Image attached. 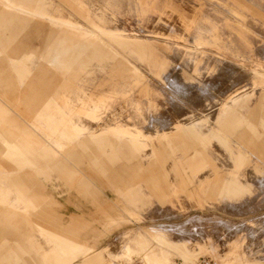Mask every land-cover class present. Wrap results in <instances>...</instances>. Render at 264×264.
Masks as SVG:
<instances>
[{"label": "rangeland", "instance_id": "rangeland-1", "mask_svg": "<svg viewBox=\"0 0 264 264\" xmlns=\"http://www.w3.org/2000/svg\"><path fill=\"white\" fill-rule=\"evenodd\" d=\"M116 1V19L133 29L135 17L129 14L130 7L121 5V0ZM139 1L149 4L152 17L154 11L172 7L182 13L180 16L188 24L196 19L201 20L203 26L207 21L214 22L218 32L224 35L223 40L233 41L229 51L244 57H264L260 46L264 43V0H212V3L178 0L182 4L174 0ZM2 5L35 19L53 21L34 7L8 1H2ZM107 9L111 11L110 6ZM231 11L239 13L249 28L250 35H246L245 41L249 46L241 36L224 26V21L232 16ZM193 33V30L188 32V41ZM229 33L233 34L230 39ZM33 43L34 49L39 48L37 41ZM8 50L9 47L2 48L0 53V243L8 241L15 249L19 244L24 251L20 257L25 263L0 264L54 263L56 256L47 255L52 245L39 234L37 226L46 233L90 245L94 252L101 254L93 264H172L180 259L192 262L198 257L212 258L217 264H264V231L256 230L249 238V230L236 232L233 228H222L216 232L222 224L209 222L220 217L237 224L245 221L255 227L259 217H264V188L261 186L264 180V100L258 95L244 99L241 113L250 126L241 127L231 138L228 136L227 144L217 138L202 144L203 141L189 130L180 128L169 134L168 140L159 138L151 142L134 159L114 158L103 154L88 135L78 134L76 137L82 142L68 144L72 136L60 134L66 126L64 121H71L74 114L73 108L60 113V88L71 81L60 75V65L49 69L46 75L44 67L38 68L39 62L34 57L30 59L34 62L32 68L25 70L21 64L10 62V56L17 54L11 50L9 56ZM155 50L157 57L168 59L173 72L191 73L185 52L173 50L164 43H156ZM47 63L52 66L55 62L51 59ZM92 65L95 67L88 79L93 80L87 82L91 89L122 90L129 65L119 61L104 62L100 65L103 69ZM136 65L142 72H148L144 64ZM226 65L217 61V57L202 61L203 80L209 79L207 74H216ZM145 81L153 86L151 81ZM245 84L242 81L236 88ZM144 87L135 89L134 100L141 97ZM51 98L55 101L45 103ZM159 98L150 96L156 104L162 102ZM125 100L116 94L108 102V108L97 119L92 118V122L104 123L106 118L108 122L109 115L120 105L126 108L124 116L129 125H140L152 115L137 113V105L127 104ZM169 114L176 122L194 120L189 108ZM211 118L210 123L200 125L197 130L208 137L215 131L221 136L222 129L215 124V117ZM92 122L84 119L85 125ZM192 149L201 152L196 161L204 158L197 173L191 168ZM124 153L127 155L128 151ZM227 177L235 180L231 188L238 186L240 194L232 192L224 199L220 196L221 184ZM14 187L25 193L34 208L26 207L16 198L19 194L15 192L19 189ZM194 205L196 207H192ZM159 210L172 213L171 218L154 219ZM193 215H199L202 220L189 221ZM131 216L140 221H127ZM159 223L162 225L155 231H138ZM134 233L142 234L139 245L132 243ZM207 238H210L208 242ZM109 242L112 243L104 251ZM128 243H131L129 251L120 247ZM63 246L67 248L62 257H72L74 250L66 244ZM85 260L79 257L75 264Z\"/></svg>", "mask_w": 264, "mask_h": 264}, {"label": "crops", "instance_id": "crops-1", "mask_svg": "<svg viewBox=\"0 0 264 264\" xmlns=\"http://www.w3.org/2000/svg\"><path fill=\"white\" fill-rule=\"evenodd\" d=\"M2 1L22 7H34L52 17L54 22L35 19L8 9L2 5ZM174 2L180 3L178 0ZM121 5L130 7L128 12L135 17L133 29H129L124 22L116 19L117 11H114L117 6L116 0L96 2L93 0H0V53L2 48L6 47H9L6 52L9 56L11 50L15 51L17 56H10V62L21 64L25 70L32 68L35 57L39 62L38 68L44 67L46 75L49 69L52 70L60 65V75L63 79H71L60 88V113L65 114L71 108L74 109L71 121L66 119L64 121L66 126L60 131V134L72 136V142H67L68 144L82 142V139H77L78 134L88 135L87 137L102 150L103 154H111L114 158L123 156L131 160L143 153L151 142L159 138L168 140L169 134L180 128L189 130L196 139L203 141L202 144L210 143L213 138L223 140L227 144L228 136L231 138V135L241 127L250 126L241 113V108L244 99L254 95L264 100V57L259 58L255 55L244 57L229 51L233 41H224V35L218 32L214 22L207 21V25L203 26L201 20L196 19L188 24L180 16L182 13L172 7L156 10L152 17L149 4L139 0H121ZM109 6L111 11L107 9ZM231 15V18L224 21V26L232 33L241 36L245 43L246 35H250V30L244 25L243 17L239 13L231 11ZM177 16L180 18L178 19ZM192 30L194 33L188 41V32ZM201 30L202 34L198 33ZM232 33L227 35L229 39L233 36ZM34 41L38 42L39 48H33ZM156 43H164L173 50L180 49L185 52L189 57L191 73L186 75L173 72L174 68H171L168 59L156 56ZM245 45L249 46L250 43L247 41ZM260 46L264 51V43ZM216 57L217 61L227 65L221 67L216 74H207L209 79L203 80L204 74L201 71L205 66H202V61L213 60ZM31 58L33 60H30ZM51 59L55 62L52 66L47 63V60ZM118 61L129 65L126 66V83L122 90L94 91L87 85L88 81L93 80L88 79L95 67L92 64H97V68L103 69L100 65L104 62ZM137 63L144 64L148 72H142L137 67ZM145 80L151 81L153 86L148 85ZM242 81L246 84L236 88ZM141 85H145L143 93L139 99L134 100L135 89ZM224 85H228L226 89H223ZM116 94H120L122 100L126 98L127 104L135 103L138 107L137 113L148 112L152 115L146 118L145 122L139 123L140 125H129L124 116L126 108L120 105L109 115L108 122L107 118L104 123L92 122V118L97 119L99 114L108 108V102L115 98ZM150 96H159L162 102L156 104ZM53 101L55 99L51 98L45 103ZM183 108L191 110L194 118L191 123L176 122L171 118L170 112L180 111ZM211 117H215V124L222 129V135L219 136L215 131L210 135L212 139L197 130L200 125L210 123ZM84 119L92 123L85 125ZM60 146L63 147L64 143H60ZM125 150L128 151L127 155L124 153ZM200 155L201 152L196 149H192L190 153V158L194 162L191 166L194 173L203 166L204 158L195 160ZM233 182L235 180L230 177L223 180L220 193L222 198H228L232 192L240 194L238 186L235 189L231 188ZM261 186L264 188V180L261 181ZM16 188L18 187H14ZM15 193L19 194L16 198L19 197L22 204L34 208L32 201L21 189H16ZM170 215L172 213L159 210L154 219H169ZM192 218L201 219L199 215H193L188 219L192 220ZM127 221H140V218L131 216ZM214 221L222 224L221 227H217L216 232L222 228L245 232L251 227L249 238H252L256 230L264 231L263 216L255 222V227L252 225L248 227L245 221L237 224L220 217L209 222ZM161 225L159 223L152 227H143L138 231H155ZM37 229L39 234L47 239V243L52 245L47 255L56 256L53 264H75L79 257L86 258L82 264H93L101 257L100 252H94L90 245L71 241L55 233H46L38 226ZM209 239L207 238L206 241L208 242ZM5 242L8 243V241L2 243ZM112 242L104 247V251ZM2 243H0V262L25 263L20 257L24 251L19 244H16L17 249H15L10 243L2 247ZM63 244L74 250L72 257H62H65L63 252L67 248ZM91 254L94 256L91 257Z\"/></svg>", "mask_w": 264, "mask_h": 264}, {"label": "bare ground", "instance_id": "bare-ground-1", "mask_svg": "<svg viewBox=\"0 0 264 264\" xmlns=\"http://www.w3.org/2000/svg\"><path fill=\"white\" fill-rule=\"evenodd\" d=\"M263 62H264V61H263ZM254 79H255V78H254ZM206 86H207V85H206ZM186 94H187V93H186ZM125 101H126V100H125ZM121 120H122V119H121ZM121 120H120V121H121ZM116 122H117V121H116ZM118 122H119V121H118ZM121 122H122V121H121ZM117 125H118V124H117ZM111 126H112V125H111ZM111 126H108V127L112 129ZM113 131H114V130H113ZM113 131H112V132H113ZM159 217H160V216H159ZM190 219H191V217H190ZM188 220H189V219H188ZM192 220H193V218H192ZM260 220H261V219H260ZM189 221H190V220H189ZM194 221H195V220H194ZM187 222H188V221H187ZM255 224H256V223H255ZM185 225H186V224H185ZM173 226H174V225H173ZM247 226H248V225H247ZM185 227H186V226H185ZM185 227H184V228H185ZM248 227H249V226H248ZM179 228H180V227H179ZM186 228H187V227H186ZM250 228H251V227H250ZM250 228H249V229H250ZM182 229H183V227H182ZM249 229H248V230H249ZM249 231H250V230H249ZM251 231H252V230H251ZM246 232H247V231H246ZM134 234H136V233H134ZM211 235H212V234H211ZM133 239H134V237H133ZM123 240H124V239H123ZM141 242H142V234H140V233H139V234H136V235H135V239L132 241V243H133L134 245H139ZM119 245H121V244H119ZM119 245H118V246H119ZM130 246H131V243H128V244H125V245L120 246V247H121L122 249H125V250H128V251H129ZM108 247H109V246H108ZM116 247H117V246H116ZM132 247H134V246H132ZM113 249H115V247H114ZM117 249H120V248L117 247ZM122 249H121V250H122ZM112 252H114V251L111 250L110 253H112ZM115 252H116V250H115ZM121 252H122V251H121ZM112 254H113V253H112ZM116 255H117V254H116ZM119 255H120V254H119ZM198 259H199V258H198ZM198 259H197V260H198ZM210 259H212V258H210ZM180 260H181V259H180ZM197 260H196V261H197ZM212 260H213V259H212ZM181 261H183V260H181ZM196 261H194V262H196ZM183 262H185V261H183ZM194 262H185V263H194ZM215 262H216V261H215ZM248 262H249V261H248ZM248 262H247V263H248ZM216 263H217V262H216ZM112 264H116V263L113 262ZM170 264H171V263H170ZM172 264H173V263H172ZM245 264H246V262H245Z\"/></svg>", "mask_w": 264, "mask_h": 264}, {"label": "built area", "instance_id": "built-area-1", "mask_svg": "<svg viewBox=\"0 0 264 264\" xmlns=\"http://www.w3.org/2000/svg\"><path fill=\"white\" fill-rule=\"evenodd\" d=\"M173 264H217L214 260L210 258H199L196 262L194 263H185L181 260H176L174 261Z\"/></svg>", "mask_w": 264, "mask_h": 264}]
</instances>
